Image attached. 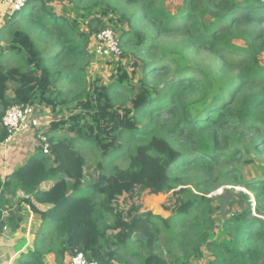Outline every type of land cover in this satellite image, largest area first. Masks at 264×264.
I'll return each instance as SVG.
<instances>
[{
  "label": "trees",
  "instance_id": "16d2710c",
  "mask_svg": "<svg viewBox=\"0 0 264 264\" xmlns=\"http://www.w3.org/2000/svg\"><path fill=\"white\" fill-rule=\"evenodd\" d=\"M86 1L70 3L74 11L110 16V25L96 15L86 31L77 18L30 0L0 29V145L10 137L3 116L15 104L48 107L62 117L48 131L50 153L38 146L8 181L0 180V189L28 195L19 201L33 210L31 197L50 206L42 216L55 229L26 264H45L48 253L64 264L78 252L99 264H201L206 257L207 264H264V174H244L245 163L257 162L251 155L264 153V0ZM173 1L182 3L176 12ZM124 21L129 30L120 45L134 43L146 54H136L143 77L135 81L137 71L119 62L113 84L98 87L100 79L89 82L85 73L91 39L107 28L118 35ZM160 38L210 53L219 69L157 56ZM43 43L52 47L48 57ZM8 57L21 64L7 66ZM169 72L171 80L161 79ZM58 78L76 89L71 102L56 98ZM68 103L76 106L66 119L60 108L69 110ZM60 130L66 134L54 135ZM86 148L97 154L100 170L90 182ZM119 159L125 167L115 164ZM153 168L161 174L156 185ZM45 183L52 185L43 190ZM237 184L250 195L227 189L218 197L223 205L208 197ZM170 192L174 208L165 202ZM234 205L237 211L227 209ZM19 211L4 222L0 213V228L19 227Z\"/></svg>",
  "mask_w": 264,
  "mask_h": 264
},
{
  "label": "rangeland",
  "instance_id": "374dc122",
  "mask_svg": "<svg viewBox=\"0 0 264 264\" xmlns=\"http://www.w3.org/2000/svg\"><path fill=\"white\" fill-rule=\"evenodd\" d=\"M46 1L45 5L48 8H53L55 11L58 12V14H66L71 20H74L77 18V22L80 24L81 28L87 31L88 24L90 20L96 16L97 14H90L87 11H74L72 9V4L70 3V0H61V3L58 1H53V0H43ZM86 2H89L88 0ZM170 9L173 12H176L180 7H182V3L180 1H173L169 2ZM105 8V6H104ZM101 8H97L95 12L100 11ZM122 11L124 13H127L129 16H131L135 10L132 8H123ZM12 9L11 7L5 5L2 0H0V29L3 28L6 25V19L7 17L12 16ZM102 12L98 13V17L102 19L101 21H104L106 24L109 22V17L103 18L101 15ZM110 25V24H108ZM118 30V31H117ZM116 31L118 32V37L121 36L122 32L128 31L129 30V24L124 21L121 26ZM144 30L147 31L148 33H151V28L148 27V25L144 24ZM34 37V36H33ZM35 38V37H34ZM120 39V38H119ZM3 46L6 48L8 45V37L4 38L2 41ZM161 44V48L159 51H157V56L160 55L161 57L166 56V55H172L175 56L181 64H186V65H191L195 66L199 69H215L214 71L219 69L220 62L218 59H216L214 56H212L210 53L205 52V51H196L194 49H188V50H183L181 48L184 47L183 41L180 38H160L159 42ZM49 43H43L42 48L46 50L45 56H49V54L52 52V47L50 48ZM122 50L125 52H128L127 57H106L102 58L94 54L95 49H94V37L91 39V44L89 46V51L92 54V62L89 66H87L85 73L87 75L88 81L93 82L97 78L100 79L98 82V87H101L102 85H111L115 81L113 78V75H115V71L117 68V65L119 62L125 65V69L129 72L132 73L134 70L137 71L135 81L141 79L143 77V71H142V61H140L137 57L136 54L139 52L137 51V45L132 44L129 45L128 47L122 48ZM7 53V52H6ZM140 53V56L143 57V59H148L145 53ZM7 66L9 67H16L21 64L20 61L16 60L15 58L10 59L9 57L5 60L4 62ZM135 63H139V67L135 68ZM168 64V62L166 61ZM172 78V73L169 72L168 76L164 79L163 77L161 79L163 80H171ZM162 81V80H161ZM136 85L138 86L139 84L136 82ZM11 89L9 91V94L12 96L14 95V92L12 91L14 89V84L10 85ZM73 89V90H72ZM54 90L56 91V98L59 100H69L70 102L78 96V93H76V89L74 88L73 85H71L68 81L66 80H60L58 78L56 85L54 87ZM16 105V104H15ZM14 106V105H13ZM76 103H68L69 110L65 107L60 108L63 111V116L66 119H69L73 112L70 110H75ZM12 107V106H11ZM37 114L39 116V122L41 127L43 128L44 131L48 133L50 132V125L51 122L59 121L62 117L60 115H56L55 113H52L51 108L48 107H42V106H36ZM79 111H77L78 113ZM6 113V112H5ZM86 121V120H85ZM84 123V122H83ZM57 134L54 135H64L66 134L65 130H60L56 132ZM86 152L87 156V161L89 166L86 167V179L90 182L93 181L95 177H97L100 173V170L97 168V159L98 157L96 156L97 154H94L90 151L89 148H86L83 150ZM255 157L256 161L255 163H245L244 164V174L246 178H249V176L252 175H262L264 174V153L261 155H255L252 154L251 157ZM251 157H248L250 159ZM99 163V161H98ZM115 164L120 165L122 167H125L126 163H124L123 160H117ZM240 165V164H239ZM161 174L156 171V168L151 169L150 171V181H152L153 184H157L158 180L160 178ZM155 184V185H156ZM191 188H193L190 185ZM233 190L235 193H245L250 195V192L246 189V187L243 184H237V185H224L220 188H217L216 190L212 191L208 197L209 198H215L216 202L215 205H223V202L221 200H218L220 196H222L225 192V190ZM233 192V193H234ZM24 193V192H23ZM234 193V194H235ZM237 193V194H239ZM24 195L27 197L24 193ZM29 197V196H28ZM240 198L239 195L235 194L234 200H238ZM23 200V199H19ZM165 202L166 203H171L173 208L175 207V203H173V197H172V192L168 193L165 195ZM20 203V201H19ZM254 206V203H252ZM227 209H231L233 211H237L239 207L237 205H234L233 207H227ZM12 213V212H11ZM217 215V214H216ZM53 223L52 230L54 231L55 225L54 222L52 221H46L45 227H49L50 224ZM210 260L208 257H206L204 260H202L201 264H207V261Z\"/></svg>",
  "mask_w": 264,
  "mask_h": 264
},
{
  "label": "crops",
  "instance_id": "0c3cea01",
  "mask_svg": "<svg viewBox=\"0 0 264 264\" xmlns=\"http://www.w3.org/2000/svg\"><path fill=\"white\" fill-rule=\"evenodd\" d=\"M7 54V53H6ZM7 59V58H6ZM5 59V60H6ZM5 60L3 62H5ZM38 138L35 130H26L17 133L0 145V180L8 181L15 171L23 166L33 155L37 153ZM52 183L43 184V190L49 189ZM5 192L4 198L0 197V213L2 221H6L17 210L21 216L19 227L4 226L0 228V264H26L30 254L34 252L41 241L53 233V223L45 227V219L42 212L50 209V206L35 203L37 210H33L27 202L19 199H28L22 191L14 196L12 190L0 189V196ZM69 254L66 255L64 264H68ZM45 264H58L56 255L48 253L44 255Z\"/></svg>",
  "mask_w": 264,
  "mask_h": 264
},
{
  "label": "built area",
  "instance_id": "2783aa9c",
  "mask_svg": "<svg viewBox=\"0 0 264 264\" xmlns=\"http://www.w3.org/2000/svg\"><path fill=\"white\" fill-rule=\"evenodd\" d=\"M2 2L11 7L13 12H21L27 8L30 0H2ZM94 49L95 55L102 58L120 57L123 54L119 37L112 28L104 29L94 37ZM2 123L10 134L9 138L26 130H35L38 146L43 148L45 154L50 153L51 143L49 135L40 125L36 106L31 104L14 105L6 111ZM68 264L99 263L88 260L84 253L78 252L69 256Z\"/></svg>",
  "mask_w": 264,
  "mask_h": 264
}]
</instances>
